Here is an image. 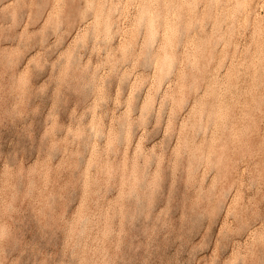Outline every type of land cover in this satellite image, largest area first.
<instances>
[{
  "label": "rangeland",
  "instance_id": "1",
  "mask_svg": "<svg viewBox=\"0 0 264 264\" xmlns=\"http://www.w3.org/2000/svg\"><path fill=\"white\" fill-rule=\"evenodd\" d=\"M0 264H264V0H0Z\"/></svg>",
  "mask_w": 264,
  "mask_h": 264
}]
</instances>
